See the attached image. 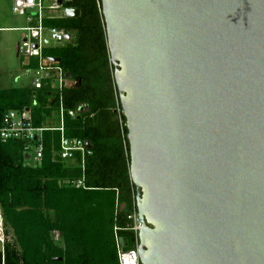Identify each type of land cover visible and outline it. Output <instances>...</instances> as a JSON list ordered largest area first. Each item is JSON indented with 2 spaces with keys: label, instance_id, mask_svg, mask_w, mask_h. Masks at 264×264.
Segmentation results:
<instances>
[{
  "label": "water",
  "instance_id": "water-1",
  "mask_svg": "<svg viewBox=\"0 0 264 264\" xmlns=\"http://www.w3.org/2000/svg\"><path fill=\"white\" fill-rule=\"evenodd\" d=\"M100 2L140 263L264 264V0Z\"/></svg>",
  "mask_w": 264,
  "mask_h": 264
},
{
  "label": "trees",
  "instance_id": "trees-1",
  "mask_svg": "<svg viewBox=\"0 0 264 264\" xmlns=\"http://www.w3.org/2000/svg\"><path fill=\"white\" fill-rule=\"evenodd\" d=\"M75 18L47 19L45 27L64 29L72 36L65 45L45 46L43 56L60 59L74 81L62 90L66 137L89 143L91 154L57 161L59 147V92L31 85L0 89V126L8 110L30 108L42 133L40 162L26 164L21 140L0 139V207L15 241L5 249L7 264H118L116 238L123 249L133 248L135 236L128 215L136 211L135 186L129 174L125 118L118 120V92L110 62L100 0H72ZM30 60L29 67H36ZM85 106L74 117L68 110ZM83 177L84 187L67 181ZM57 229L61 241L51 231Z\"/></svg>",
  "mask_w": 264,
  "mask_h": 264
},
{
  "label": "built area",
  "instance_id": "built-area-1",
  "mask_svg": "<svg viewBox=\"0 0 264 264\" xmlns=\"http://www.w3.org/2000/svg\"><path fill=\"white\" fill-rule=\"evenodd\" d=\"M72 0H12L11 10L18 16H26L28 25L23 27L22 39L17 44V53L25 61V71L32 75L31 86L34 89H40L49 86L59 92V126L51 128L60 131L59 147L55 151L54 159L57 161H72L79 158L81 168L84 169V157L91 154V148L86 142L78 137H66L64 135L63 114L64 108L61 103L62 90L73 85L59 62H53L51 59L43 56L45 46L65 45L71 41L72 36L64 29L56 27H45L44 21L47 19L68 18L67 9H75L69 4ZM68 36V39L66 38ZM48 41V43H46ZM30 60H36V67H29ZM85 106H79L76 110H68V115L74 117L83 112ZM115 112L118 120L121 122L122 108L119 100L116 101ZM47 128L36 127L31 121L29 107L21 110H8L2 116L0 126V139L2 142L7 140H21L24 144L23 151L26 155L27 165H37L43 153L42 133ZM70 185L80 188L84 187L83 177L80 179L67 181ZM136 204V201H135ZM132 221L130 228L134 232L135 243L133 248L123 249V242L116 238L118 264H141L138 255L139 229L140 221L136 211L128 215ZM51 237L55 242L61 241V234L57 229L51 231ZM15 241L13 232L5 225L4 214L0 207V264H7L5 258V249Z\"/></svg>",
  "mask_w": 264,
  "mask_h": 264
},
{
  "label": "rangeland",
  "instance_id": "rangeland-1",
  "mask_svg": "<svg viewBox=\"0 0 264 264\" xmlns=\"http://www.w3.org/2000/svg\"><path fill=\"white\" fill-rule=\"evenodd\" d=\"M12 0H0V89L30 86L32 75L25 72L17 54V44L28 25L26 16L11 10Z\"/></svg>",
  "mask_w": 264,
  "mask_h": 264
},
{
  "label": "crops",
  "instance_id": "crops-1",
  "mask_svg": "<svg viewBox=\"0 0 264 264\" xmlns=\"http://www.w3.org/2000/svg\"><path fill=\"white\" fill-rule=\"evenodd\" d=\"M18 54V53H17ZM21 65L24 67V65H25V61L21 58ZM26 72V71H25Z\"/></svg>",
  "mask_w": 264,
  "mask_h": 264
}]
</instances>
